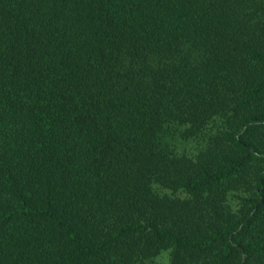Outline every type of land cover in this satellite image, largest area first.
<instances>
[{
	"label": "trees",
	"instance_id": "obj_1",
	"mask_svg": "<svg viewBox=\"0 0 264 264\" xmlns=\"http://www.w3.org/2000/svg\"><path fill=\"white\" fill-rule=\"evenodd\" d=\"M264 264V0H0V264Z\"/></svg>",
	"mask_w": 264,
	"mask_h": 264
},
{
	"label": "rangeland",
	"instance_id": "obj_2",
	"mask_svg": "<svg viewBox=\"0 0 264 264\" xmlns=\"http://www.w3.org/2000/svg\"><path fill=\"white\" fill-rule=\"evenodd\" d=\"M147 264H168V249L161 250L151 261Z\"/></svg>",
	"mask_w": 264,
	"mask_h": 264
}]
</instances>
